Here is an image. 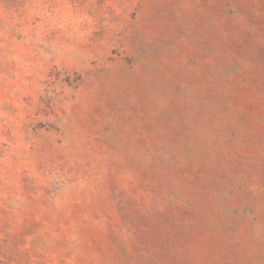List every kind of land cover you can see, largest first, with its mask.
Here are the masks:
<instances>
[{
    "label": "rangeland",
    "instance_id": "374dc122",
    "mask_svg": "<svg viewBox=\"0 0 264 264\" xmlns=\"http://www.w3.org/2000/svg\"><path fill=\"white\" fill-rule=\"evenodd\" d=\"M0 264H264V0H0Z\"/></svg>",
    "mask_w": 264,
    "mask_h": 264
}]
</instances>
